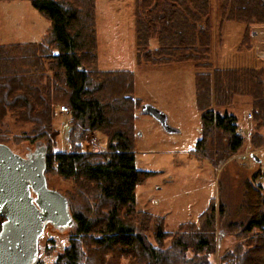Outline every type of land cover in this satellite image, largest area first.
<instances>
[{
    "label": "trees",
    "instance_id": "obj_1",
    "mask_svg": "<svg viewBox=\"0 0 264 264\" xmlns=\"http://www.w3.org/2000/svg\"><path fill=\"white\" fill-rule=\"evenodd\" d=\"M217 1L218 27L228 21L242 24L237 49L252 50L251 28L264 25V0ZM29 2L49 26L37 42H0V143L7 144L11 135L6 118L29 124L11 135L12 142L44 140L45 176L57 174L75 184L73 195L65 194L74 225L54 264H216L212 204L198 215V223H181L174 231L164 229L162 216L136 209L135 188L153 174L135 167L140 99L134 96L133 72L97 69L96 0ZM153 38L156 46L150 48ZM134 45L138 65L190 62L197 71V151L205 150L212 135L226 142L230 154L240 149L245 138L237 133L236 117L218 110L236 96L250 101L255 128L249 147L264 145V67L220 68L209 60L211 0H134ZM57 105L70 110L69 138L73 130L80 136L70 151L54 152L49 144L59 134ZM89 131L105 138L103 151L82 149L80 141ZM245 197L246 225L228 227L246 236L217 264H264V189L248 183ZM223 212L219 208L220 218ZM252 231L255 235L248 237Z\"/></svg>",
    "mask_w": 264,
    "mask_h": 264
},
{
    "label": "rangeland",
    "instance_id": "obj_2",
    "mask_svg": "<svg viewBox=\"0 0 264 264\" xmlns=\"http://www.w3.org/2000/svg\"><path fill=\"white\" fill-rule=\"evenodd\" d=\"M97 69L99 71L128 70L134 74V96L140 99L135 108L134 147L135 167L138 170L151 171L153 174L135 188L136 209L150 212L164 218V229L174 231L178 225L186 222L198 223V215L210 204L214 208V230L212 231L214 259L232 249L241 241L238 227H228L235 222L245 226L248 215L243 209L246 201L245 187L251 183L264 189V145L251 149L248 139L236 153L225 149L226 142H220L211 136L203 152L197 151L200 138V112L195 104L194 74L197 72L192 63H171L165 65H138L135 59L134 45V0H96ZM219 24L218 1L211 0L212 47L209 60L216 67L232 66L249 68L242 65L253 64L264 67V25L252 27L253 53L236 51L244 26L237 22ZM48 22L31 6L29 0L0 1V42L2 44L18 42H37L43 36ZM156 46L155 39L150 40V48ZM252 54L253 63L249 62ZM236 66V67H234ZM239 66V67H238ZM255 68V67H253ZM236 96L230 106L219 108L237 119L242 126L241 114L244 108ZM245 99V98H244ZM239 101V102H238ZM142 104H151L167 116L169 125L177 132H167L150 115L143 113ZM216 109V108H215ZM251 111V110H250ZM251 114V113H250ZM249 115V114H248ZM245 116L249 124V134L254 130V121ZM54 126L59 129L58 137L50 142L52 151H70L73 142L79 139L77 130L68 135L71 128L69 115L62 116L55 111ZM6 127L11 135H19L28 129L29 124L16 125L6 118ZM243 128V127H241ZM4 129V128H3ZM243 133L246 129L243 128ZM7 136L8 147L18 155H24L47 143L37 141L13 143ZM247 136V137H248ZM95 138L96 150L103 151L105 138L96 131H89L80 141L83 150H93ZM254 151L259 161L249 152ZM47 186L63 194L73 195L74 182L63 179L57 174L46 177ZM263 192V191H262ZM223 207V216L218 215ZM72 227L57 230L46 225L38 242V264H54L57 253L66 246ZM255 235V231L248 237ZM150 237V235H149ZM149 240L151 242L152 238ZM169 239L164 242L166 246ZM191 255L190 252L187 253Z\"/></svg>",
    "mask_w": 264,
    "mask_h": 264
},
{
    "label": "water",
    "instance_id": "obj_3",
    "mask_svg": "<svg viewBox=\"0 0 264 264\" xmlns=\"http://www.w3.org/2000/svg\"><path fill=\"white\" fill-rule=\"evenodd\" d=\"M140 110L165 131L177 132L155 106L142 104ZM45 153L39 147L21 156L0 143V264H36L38 239L46 225L58 230L73 225L67 198L47 186Z\"/></svg>",
    "mask_w": 264,
    "mask_h": 264
},
{
    "label": "crops",
    "instance_id": "obj_4",
    "mask_svg": "<svg viewBox=\"0 0 264 264\" xmlns=\"http://www.w3.org/2000/svg\"><path fill=\"white\" fill-rule=\"evenodd\" d=\"M48 26H49V23H48ZM48 26H46V28L48 27ZM45 28V29H46ZM254 32V31H253ZM252 32V33H253ZM21 43V42H20ZM253 49L254 48H252V50H250V52L251 53H253L254 51H253ZM236 51L238 52V49H237V47H236ZM254 58L258 61V60H260V59H258V57H256V56H254L253 54H252V56L250 57V59H249V62L247 61V60H245L247 63H253L254 62ZM255 62L253 63V64H247V65H242L243 67H249V68H253V67H256L255 65ZM226 67V66H225ZM227 67H232V66H227ZM234 67H236V66H234ZM239 67V66H238ZM262 67V66H261ZM245 98V97H244ZM241 98V99H238L240 102H241V106L244 108V111H243V113L241 114V123H242V126H238V127H243V128H245L246 129V133H244V134H242L243 135V137L245 138V139H248V134H247V132H249V124H248V122L247 121H245V116L246 115H251L250 113V101H249V99L248 98ZM238 101V102H239ZM244 130V129H243ZM260 148H262V147H260Z\"/></svg>",
    "mask_w": 264,
    "mask_h": 264
},
{
    "label": "built area",
    "instance_id": "obj_5",
    "mask_svg": "<svg viewBox=\"0 0 264 264\" xmlns=\"http://www.w3.org/2000/svg\"><path fill=\"white\" fill-rule=\"evenodd\" d=\"M58 113H60V114H62V115H66V114L69 113V108H68L67 106H65V105H60V106L58 107ZM96 145H97L96 139L93 138V139H92V147L94 148L93 150H96V149H95Z\"/></svg>",
    "mask_w": 264,
    "mask_h": 264
},
{
    "label": "flooded vegetation",
    "instance_id": "obj_6",
    "mask_svg": "<svg viewBox=\"0 0 264 264\" xmlns=\"http://www.w3.org/2000/svg\"><path fill=\"white\" fill-rule=\"evenodd\" d=\"M30 153H32V152H31V151H28L26 154H30ZM26 154H25V155H26ZM38 261H39V260H38Z\"/></svg>",
    "mask_w": 264,
    "mask_h": 264
}]
</instances>
